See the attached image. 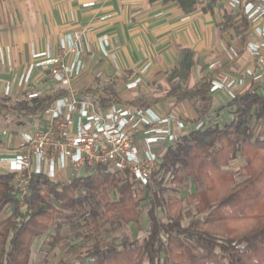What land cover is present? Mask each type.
I'll return each mask as SVG.
<instances>
[{
	"label": "trees",
	"instance_id": "1",
	"mask_svg": "<svg viewBox=\"0 0 264 264\" xmlns=\"http://www.w3.org/2000/svg\"><path fill=\"white\" fill-rule=\"evenodd\" d=\"M175 1L184 13L192 12L197 0ZM219 0H205L203 10L212 9ZM249 21L239 7L224 10L223 21L217 24L221 33L233 31L240 43L245 45ZM195 52L180 48L174 66L167 72L169 89L163 96L152 97L146 93L122 100L115 83H97L96 86L76 92L87 93L101 109L114 104L127 103L144 108L170 98L188 99L194 105L202 102L197 122L199 128L191 129L174 143L166 146L158 159L157 167L145 186L149 207L146 211L148 232L142 237L123 238L101 244L97 240L84 250L83 264H264V138L254 137L247 117L256 107L264 111V91L247 88L228 99L232 117L222 125L209 123L207 113L212 100L208 94L211 79L220 69L202 75L191 87L186 82L194 64ZM68 93L63 86L50 92L18 100L0 96V115L16 114L34 116L41 114L57 97ZM239 152L245 159L241 167L243 179L236 181L223 167ZM85 173L74 175L67 182H59L44 174H32L29 181L30 194L25 209L18 206L17 192L13 186L12 173L0 172V213L5 206L13 207V214L0 217V264H28L31 242L41 236L54 223V244L62 223L54 221L52 201L61 210L88 214L90 201L102 205L104 222L129 223L139 214L141 200L133 192L135 179L127 171L106 170L102 165L85 168ZM124 173V175H123ZM170 173L181 180L179 174L199 177L201 188L184 197L164 198L159 184ZM114 190L116 199L109 192ZM193 205L196 216L186 225L181 223L184 203ZM164 207L168 219L157 218V208ZM40 264H47L43 258ZM58 264H72L59 260Z\"/></svg>",
	"mask_w": 264,
	"mask_h": 264
},
{
	"label": "crops",
	"instance_id": "2",
	"mask_svg": "<svg viewBox=\"0 0 264 264\" xmlns=\"http://www.w3.org/2000/svg\"><path fill=\"white\" fill-rule=\"evenodd\" d=\"M197 2L192 12L184 13L177 2L165 0H0V96L18 100L25 94L50 92L54 87L46 79L49 70L45 61L61 58L59 39L77 29L85 32L84 49L79 54L84 70L72 80L75 94L99 82L113 81L118 96L125 101L143 93L163 96L169 89L166 74L183 47L195 52L187 87L217 68L220 70L212 78L254 68L252 55L233 31L221 33L217 27L224 10H230L228 0H219L206 11L202 9L205 0ZM100 39L106 41L108 55L99 48ZM232 49L238 51L237 56ZM45 51L46 56H35ZM70 57L71 52H67L65 61ZM263 83L251 82L241 91ZM210 97L211 108L228 98L224 91ZM151 107L163 116L177 114L190 127L199 117L188 99L177 102L170 98ZM8 116L17 121L0 123L1 173H5V161L23 142L25 130L41 121V114H3L0 118ZM58 171L70 176L69 170Z\"/></svg>",
	"mask_w": 264,
	"mask_h": 264
},
{
	"label": "built area",
	"instance_id": "3",
	"mask_svg": "<svg viewBox=\"0 0 264 264\" xmlns=\"http://www.w3.org/2000/svg\"><path fill=\"white\" fill-rule=\"evenodd\" d=\"M230 9L241 8L249 21L244 49L255 66L241 74H222L211 79L209 95L224 91L228 98L239 93L251 82L264 81V0H228ZM84 30L77 29L59 39L61 58L46 59L48 79L53 87H66L68 93L55 98L41 113V121L27 128L24 140L14 155L4 163V170L12 173L18 206L25 209L30 194L32 174H44L56 180L58 170L75 171L102 165L106 170L127 171L138 185L146 186L154 173L160 154L191 127L173 112L160 115L151 106L136 108L127 103L101 109L88 94L77 95L71 90L73 78L83 73L79 54L84 49ZM106 41L99 40L104 55ZM71 52L70 60L65 54ZM234 56L238 51L232 49ZM47 52L36 53L46 56ZM249 88V87H248ZM5 94L9 86H5ZM36 95V93L29 96Z\"/></svg>",
	"mask_w": 264,
	"mask_h": 264
},
{
	"label": "rangeland",
	"instance_id": "4",
	"mask_svg": "<svg viewBox=\"0 0 264 264\" xmlns=\"http://www.w3.org/2000/svg\"><path fill=\"white\" fill-rule=\"evenodd\" d=\"M49 81L48 77H46ZM257 92L264 91V83L258 85L255 89ZM241 92V91H240ZM228 99L223 101L221 106L212 107L207 113V121L209 123H216L222 125L232 117V108L228 105ZM194 106L198 111L202 108V102L196 100ZM10 117V118H9ZM16 118L8 116L1 117L0 123L4 124H15ZM248 125L250 126L252 135L254 137L264 138V111L258 110L256 107L250 112L247 117ZM161 155V154H160ZM244 157L237 152L236 156L231 159L223 170L232 174L236 181L243 179L241 173V167L244 164ZM86 171L78 170L74 172V175H81ZM73 175V176H74ZM124 175V173H123ZM130 175V174H129ZM181 180L173 178L170 173L164 176V180L159 184V191L164 198L171 196L184 197L188 193H192L195 190L201 188L202 179L195 176L186 175L184 173L179 174ZM73 176L64 177L61 171L56 174V180L59 182H67ZM68 179V180H67ZM133 192L136 198L141 200L139 206V214L137 217L129 223H118V222H104L101 215H91L90 211L95 210L101 213L102 205L96 203V201H90L87 207L88 214L79 215L76 212L61 210L59 204L55 201L53 203V209L55 211L54 221L62 223L58 239L53 244L52 238L55 236L54 223H52L44 233L32 239L31 253L28 264H40L43 258L47 259V264H58V261L69 260L72 264H83L86 261L84 256V250L94 245L99 240L101 244L108 241L114 240L120 242L123 238L128 237L131 239L144 237L148 232V219L146 211L149 207L147 198L145 196V186H140L135 182L133 186ZM111 199H116L117 194L114 190L109 192ZM184 210L181 214V223L186 225L195 216V210L193 205H188L184 201ZM13 214V207L7 205L0 213L1 218H6ZM157 218L164 222L168 219L164 207L157 208ZM141 264H147L143 258ZM158 264H163L162 259L159 260Z\"/></svg>",
	"mask_w": 264,
	"mask_h": 264
}]
</instances>
